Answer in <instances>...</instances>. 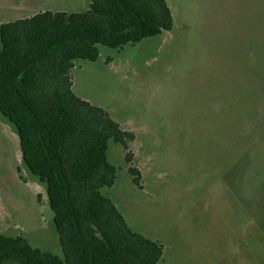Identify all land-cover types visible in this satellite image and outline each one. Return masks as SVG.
Here are the masks:
<instances>
[{
    "label": "rangeland",
    "instance_id": "1",
    "mask_svg": "<svg viewBox=\"0 0 264 264\" xmlns=\"http://www.w3.org/2000/svg\"><path fill=\"white\" fill-rule=\"evenodd\" d=\"M21 3L0 0V24L44 7ZM167 3L171 31L99 45L97 61L76 60L72 70L75 94L135 135L130 164L109 141L117 179L102 193L133 231L163 245L159 264H264V0ZM0 235L63 257L46 184L1 113Z\"/></svg>",
    "mask_w": 264,
    "mask_h": 264
},
{
    "label": "trees",
    "instance_id": "2",
    "mask_svg": "<svg viewBox=\"0 0 264 264\" xmlns=\"http://www.w3.org/2000/svg\"><path fill=\"white\" fill-rule=\"evenodd\" d=\"M167 0H91L85 12L45 11L0 25V113L16 128L22 160L46 184L63 257L24 236L0 235V264H159L164 247L133 231L102 190L117 168L109 141L132 163L133 132L73 92L76 60L171 31ZM140 187L142 175L129 168Z\"/></svg>",
    "mask_w": 264,
    "mask_h": 264
},
{
    "label": "crops",
    "instance_id": "3",
    "mask_svg": "<svg viewBox=\"0 0 264 264\" xmlns=\"http://www.w3.org/2000/svg\"><path fill=\"white\" fill-rule=\"evenodd\" d=\"M80 1L81 0H22L21 5H19V6L23 10L28 11V10H32V8H33L32 4L34 2H40V3L44 4L42 12L51 11V12L73 13V12H75L74 10H77ZM89 4H91V0H90ZM89 8H90V5H89ZM34 15H36V14H34ZM34 15H31L30 17H32ZM30 17H26V18H30ZM0 25H2V24H0ZM74 64L76 66V61L74 62ZM73 85H74V83H73ZM73 92H74V90H73Z\"/></svg>",
    "mask_w": 264,
    "mask_h": 264
}]
</instances>
